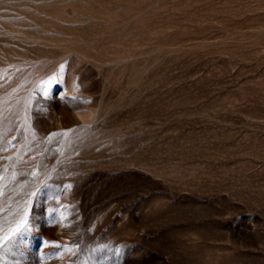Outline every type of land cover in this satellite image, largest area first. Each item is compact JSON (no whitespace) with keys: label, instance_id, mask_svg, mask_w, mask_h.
<instances>
[{"label":"rangeland","instance_id":"1","mask_svg":"<svg viewBox=\"0 0 264 264\" xmlns=\"http://www.w3.org/2000/svg\"><path fill=\"white\" fill-rule=\"evenodd\" d=\"M7 237L4 264H264V0H0Z\"/></svg>","mask_w":264,"mask_h":264},{"label":"snow or ice","instance_id":"2","mask_svg":"<svg viewBox=\"0 0 264 264\" xmlns=\"http://www.w3.org/2000/svg\"><path fill=\"white\" fill-rule=\"evenodd\" d=\"M27 225V218H25L23 221L20 222V224H18L16 226V228L12 229V233L15 235H18L19 232L23 231L24 228ZM11 239V237H7V238H0V240H3L5 243L8 242ZM3 248V244L0 243V249ZM0 264H4L3 258L0 257Z\"/></svg>","mask_w":264,"mask_h":264}]
</instances>
